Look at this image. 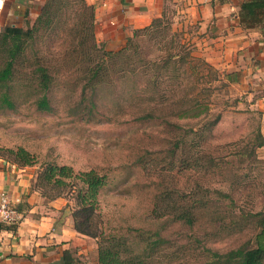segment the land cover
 Here are the masks:
<instances>
[{
  "label": "rangeland",
  "instance_id": "obj_1",
  "mask_svg": "<svg viewBox=\"0 0 264 264\" xmlns=\"http://www.w3.org/2000/svg\"><path fill=\"white\" fill-rule=\"evenodd\" d=\"M65 1L73 4V7L64 9L52 23L37 27L38 31L31 33L30 38L23 37L14 63L13 79L0 83L2 168L7 167L9 170L12 166L2 161L9 159L6 151L21 148L31 156L33 164L24 168L15 167L24 169L27 177L30 176L32 188L37 174L46 165L66 166L73 173L93 171L104 175L107 185L98 196L99 217L81 210L74 193L59 188L49 190L51 193H60L51 200L58 201L61 208L56 221L68 219L72 225L75 221L77 228L95 234L99 223L106 230L120 235L126 234L130 228L155 233L168 240L171 249L183 246L174 254L173 264L204 261L208 254L203 249L224 253L249 243V229H225L219 222L209 221L207 216L189 229L169 220H153L148 215L154 197L161 189L195 185L206 189L211 195L216 189L230 193L233 198L231 205L226 199L209 205V212L214 215L217 211L225 212L226 207L235 212L238 208L264 211V147L255 150L254 160L245 157L240 162V158L233 155L224 157L228 164L224 166L223 178L196 171L185 173L179 178L174 172L166 171L162 165L167 157L164 151L171 147L173 133L156 121H132L131 115L135 114V108L125 92L124 87L127 85L123 87L124 93L121 95L125 96L121 97L119 107L111 105L107 101L110 97L105 96L106 101H99L92 117L76 113L83 63L77 43L71 42V39L80 31H77L79 23H85V20L77 18L79 4L76 0ZM166 11H170L167 6ZM37 16L28 17L24 14L13 29L26 31L33 26ZM181 25L180 28L177 21L174 28L182 30L184 41L193 49V30L190 26ZM3 50L4 46L0 44V70L5 61ZM85 59L90 63L92 57L88 54ZM37 67L45 68L50 77L46 92L39 85ZM199 71L204 75V84L197 86V89L208 87L207 84L216 87L208 100L203 97L205 93H201V101L209 112L221 115L206 151L213 155L231 153L235 146H250L258 129L263 136L264 90H242L225 79L226 76L218 70L216 81L209 82L212 76L206 74L207 70L202 68ZM42 96L47 100L49 111L37 108V101ZM2 99L7 102H2ZM148 153L153 155L149 156ZM139 158L142 159L140 162ZM227 168L230 170L227 171ZM87 215L90 222H87ZM224 223H227V219ZM84 237L82 239L87 242L85 254L73 257L74 253L70 252L73 264H97V240ZM138 250L139 245L133 244L134 253ZM156 261L155 264H165L167 259L160 257Z\"/></svg>",
  "mask_w": 264,
  "mask_h": 264
},
{
  "label": "trees",
  "instance_id": "obj_2",
  "mask_svg": "<svg viewBox=\"0 0 264 264\" xmlns=\"http://www.w3.org/2000/svg\"><path fill=\"white\" fill-rule=\"evenodd\" d=\"M77 18H84L85 23H79L77 34L71 39L76 42L80 50L81 79L78 85V101L75 105L76 113L84 117L95 114L97 104L107 101L111 105L120 106L123 87L129 97L135 114L132 121L158 122L170 130L173 135L171 147L164 153L166 156L163 166L166 171L176 175L190 172H202L207 176L216 175L223 178L222 172L228 161L224 157H239L255 159V150L264 147V137L258 129L250 146H235L231 153L214 154L206 151L212 139V131L219 123L220 113H211L201 101V93L209 99L215 86L197 89L204 84V75L199 69L205 68L206 74L212 76L209 82L216 81V70L203 59L193 55L190 44L184 41L182 31L173 28L172 17L164 9L161 15L140 29H135L125 39L124 45L116 51H105L97 44L93 36V8L84 0H76ZM264 7V3L261 4ZM73 7L65 0H45L40 7L39 14L33 26L24 32L6 28L0 33V44L4 46L5 61L0 70V83L12 80L14 63L18 56L23 37L30 38L31 33L38 28L48 25L58 18L64 9ZM6 47V48H5ZM88 54L92 60L87 63ZM41 89L46 92L50 77L45 68L36 69ZM197 81V82H195ZM223 86L224 83H223ZM2 102H7L2 99ZM37 108L49 111L47 100L42 96L37 101ZM5 163L17 168L29 167L33 164L31 156L21 148L15 151L7 150ZM152 156V153H148ZM217 157V158H212ZM142 159L139 158L138 162ZM230 170L227 168V171ZM104 175L93 171L73 173L69 167L46 165L36 176L33 190L38 191L40 197L51 201L60 193L51 189H66L74 193L78 207L84 212L95 213L99 217L98 196L106 187ZM47 189V191H46ZM199 185L161 189L154 197L149 217L153 220H169L181 224L189 229L197 225L205 216L209 221H217L225 229L244 228L251 231L249 243L224 253H217L203 249L208 255L205 260L197 264H262L264 262V211H251L226 207V211L217 214L209 212V205L223 199L233 203L230 193L216 189L213 195ZM212 193V192H211ZM209 195V196H208ZM16 211L17 208H15ZM87 212V213H88ZM87 222L90 217L87 215ZM227 219V223H224ZM77 233L96 238L97 264H155L157 258H165V264H173L174 254L183 246L171 249L170 242L160 238L155 233L141 229L130 228L126 234H116L105 229L99 223L96 234L83 231L76 227ZM9 228V227H7ZM139 245L134 253L133 244ZM251 245V246H250ZM186 246V245H185ZM189 247H186V249ZM61 264H73L69 251L61 253Z\"/></svg>",
  "mask_w": 264,
  "mask_h": 264
},
{
  "label": "crops",
  "instance_id": "obj_3",
  "mask_svg": "<svg viewBox=\"0 0 264 264\" xmlns=\"http://www.w3.org/2000/svg\"><path fill=\"white\" fill-rule=\"evenodd\" d=\"M45 0H5L2 31L24 14L37 16ZM93 8V36L105 51L120 49L135 29L170 9L173 28L190 26L193 55L242 90H264V0H84ZM182 31L181 29H179ZM239 78L236 80V76ZM231 76H234L231 77ZM264 101V95L262 96ZM0 191L17 208L15 225L0 224V264H61L63 251L85 254L86 240L68 219L56 221L58 201L30 187L24 169L0 165ZM9 227V228H7Z\"/></svg>",
  "mask_w": 264,
  "mask_h": 264
},
{
  "label": "built area",
  "instance_id": "obj_4",
  "mask_svg": "<svg viewBox=\"0 0 264 264\" xmlns=\"http://www.w3.org/2000/svg\"><path fill=\"white\" fill-rule=\"evenodd\" d=\"M5 0H0V16L4 9ZM2 31L0 19V33ZM19 220V213L15 210L11 199L4 191H0V224L15 225Z\"/></svg>",
  "mask_w": 264,
  "mask_h": 264
},
{
  "label": "water",
  "instance_id": "obj_5",
  "mask_svg": "<svg viewBox=\"0 0 264 264\" xmlns=\"http://www.w3.org/2000/svg\"><path fill=\"white\" fill-rule=\"evenodd\" d=\"M263 137H264V135H263Z\"/></svg>",
  "mask_w": 264,
  "mask_h": 264
}]
</instances>
